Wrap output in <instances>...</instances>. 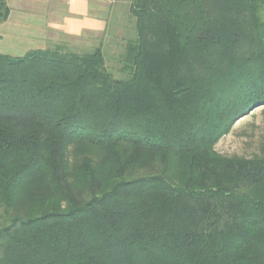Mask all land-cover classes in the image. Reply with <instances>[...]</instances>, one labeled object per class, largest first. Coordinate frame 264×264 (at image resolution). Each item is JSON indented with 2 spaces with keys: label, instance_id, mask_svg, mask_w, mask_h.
I'll list each match as a JSON object with an SVG mask.
<instances>
[{
  "label": "trees",
  "instance_id": "trees-1",
  "mask_svg": "<svg viewBox=\"0 0 264 264\" xmlns=\"http://www.w3.org/2000/svg\"><path fill=\"white\" fill-rule=\"evenodd\" d=\"M264 0H130L102 45L0 52V264H264ZM9 8L0 0V21Z\"/></svg>",
  "mask_w": 264,
  "mask_h": 264
},
{
  "label": "crops",
  "instance_id": "crops-1",
  "mask_svg": "<svg viewBox=\"0 0 264 264\" xmlns=\"http://www.w3.org/2000/svg\"><path fill=\"white\" fill-rule=\"evenodd\" d=\"M0 21V52L13 56L63 39L86 41L103 35L120 0H5Z\"/></svg>",
  "mask_w": 264,
  "mask_h": 264
},
{
  "label": "rangeland",
  "instance_id": "rangeland-1",
  "mask_svg": "<svg viewBox=\"0 0 264 264\" xmlns=\"http://www.w3.org/2000/svg\"><path fill=\"white\" fill-rule=\"evenodd\" d=\"M129 2L130 0H120L113 6L115 12L108 18L107 29L102 36L81 42L65 38L63 43L58 42L50 47L84 53L102 45L107 68L115 77H122L120 53L124 49V41L135 36L134 19L128 12ZM260 15L264 19V6ZM263 142L264 106H258L237 119L231 130L218 140L215 149L222 155L251 157L259 154Z\"/></svg>",
  "mask_w": 264,
  "mask_h": 264
}]
</instances>
